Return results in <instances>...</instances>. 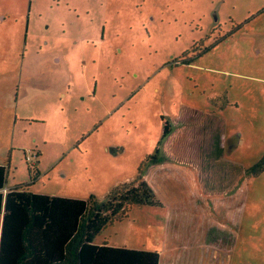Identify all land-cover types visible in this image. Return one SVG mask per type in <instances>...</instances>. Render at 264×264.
<instances>
[{
    "label": "rangeland",
    "instance_id": "obj_1",
    "mask_svg": "<svg viewBox=\"0 0 264 264\" xmlns=\"http://www.w3.org/2000/svg\"><path fill=\"white\" fill-rule=\"evenodd\" d=\"M263 156L264 0H0L6 191L35 163L34 193L103 200L141 169L161 207L97 243L264 264Z\"/></svg>",
    "mask_w": 264,
    "mask_h": 264
},
{
    "label": "trees",
    "instance_id": "obj_2",
    "mask_svg": "<svg viewBox=\"0 0 264 264\" xmlns=\"http://www.w3.org/2000/svg\"><path fill=\"white\" fill-rule=\"evenodd\" d=\"M172 134L170 125H164L159 144ZM165 161L156 151L145 164L153 167ZM28 169L30 182L4 193L8 168L0 165V264H160L156 252L95 244L109 225L128 217L132 207H161L141 169L136 178L115 186L103 200L34 193L40 173L37 164L28 163ZM262 173L264 156L247 175Z\"/></svg>",
    "mask_w": 264,
    "mask_h": 264
},
{
    "label": "crops",
    "instance_id": "obj_3",
    "mask_svg": "<svg viewBox=\"0 0 264 264\" xmlns=\"http://www.w3.org/2000/svg\"><path fill=\"white\" fill-rule=\"evenodd\" d=\"M173 134H174V132H173ZM170 138H171V137H170ZM170 138H169V139H170ZM33 164H35V163H33ZM0 165H3V164L0 163ZM9 190H10V189H9ZM7 191H8V190H7ZM7 191H6V189H4V193H6ZM102 233H103V232H102ZM102 233H101V234H102ZM98 238H99V237H98ZM98 238L95 240V244H96V245L101 246V245L107 244V243H103V244H101V242H100V244L97 243ZM107 245H108V244H107Z\"/></svg>",
    "mask_w": 264,
    "mask_h": 264
},
{
    "label": "built area",
    "instance_id": "obj_4",
    "mask_svg": "<svg viewBox=\"0 0 264 264\" xmlns=\"http://www.w3.org/2000/svg\"><path fill=\"white\" fill-rule=\"evenodd\" d=\"M30 159H32V157H30Z\"/></svg>",
    "mask_w": 264,
    "mask_h": 264
}]
</instances>
